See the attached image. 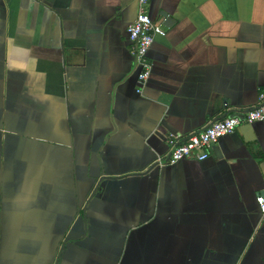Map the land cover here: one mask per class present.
Listing matches in <instances>:
<instances>
[{
  "label": "crops",
  "instance_id": "obj_1",
  "mask_svg": "<svg viewBox=\"0 0 264 264\" xmlns=\"http://www.w3.org/2000/svg\"><path fill=\"white\" fill-rule=\"evenodd\" d=\"M148 12L165 35L137 92L136 0H0V264H264V121L155 164L256 104L264 0Z\"/></svg>",
  "mask_w": 264,
  "mask_h": 264
},
{
  "label": "built area",
  "instance_id": "obj_2",
  "mask_svg": "<svg viewBox=\"0 0 264 264\" xmlns=\"http://www.w3.org/2000/svg\"><path fill=\"white\" fill-rule=\"evenodd\" d=\"M137 13L132 23L126 29L130 42L131 54L138 69L137 84L140 92L152 71V61L149 58V50L155 37L164 36L165 32L161 24L154 22L148 12L150 0H136ZM224 110H230L224 105ZM264 121V91L258 94L256 104L244 111L241 115H223L211 122L207 127L180 138L170 137V146L166 157H158L155 164L162 166L175 164L183 159L193 158L196 161H204L209 156V151L217 144L221 137L234 133L243 124H253ZM258 211L264 222V194L255 198Z\"/></svg>",
  "mask_w": 264,
  "mask_h": 264
},
{
  "label": "water",
  "instance_id": "obj_3",
  "mask_svg": "<svg viewBox=\"0 0 264 264\" xmlns=\"http://www.w3.org/2000/svg\"><path fill=\"white\" fill-rule=\"evenodd\" d=\"M259 195V194H258Z\"/></svg>",
  "mask_w": 264,
  "mask_h": 264
}]
</instances>
